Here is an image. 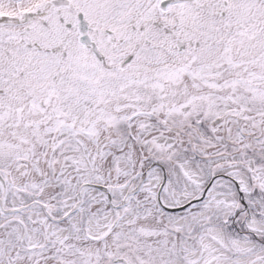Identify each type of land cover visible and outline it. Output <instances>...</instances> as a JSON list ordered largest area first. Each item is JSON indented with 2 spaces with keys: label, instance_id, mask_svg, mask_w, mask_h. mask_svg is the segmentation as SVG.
<instances>
[{
  "label": "snow or ice",
  "instance_id": "obj_1",
  "mask_svg": "<svg viewBox=\"0 0 264 264\" xmlns=\"http://www.w3.org/2000/svg\"><path fill=\"white\" fill-rule=\"evenodd\" d=\"M0 264H264V0H0Z\"/></svg>",
  "mask_w": 264,
  "mask_h": 264
}]
</instances>
